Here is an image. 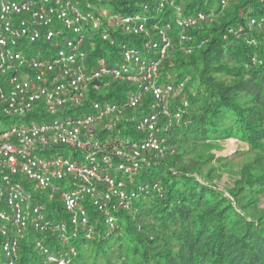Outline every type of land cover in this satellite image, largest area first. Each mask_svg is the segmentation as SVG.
<instances>
[{
	"label": "built area",
	"instance_id": "1",
	"mask_svg": "<svg viewBox=\"0 0 264 264\" xmlns=\"http://www.w3.org/2000/svg\"><path fill=\"white\" fill-rule=\"evenodd\" d=\"M101 1L0 0V119L20 120L0 129V264H34L30 261L38 251L35 264L73 263L77 251L72 241L80 231L92 237L89 209L108 228L114 226L115 213L129 209L146 189L134 186L135 176L156 155L168 154L161 132L187 106L184 101L171 112L187 79L159 82L161 64L172 52L170 26H154L152 38L147 25L160 21L155 14L172 9L179 44L188 53L193 38L186 31L212 14L183 15L173 0H137L136 11L115 14ZM226 1L219 0L220 5ZM248 26L264 28V15L251 18ZM237 30L229 33L238 35ZM117 34L144 40L130 45ZM90 35L118 48V64L87 63ZM116 82L130 87L123 102L88 99L90 89L104 91ZM139 108L126 118L121 114ZM125 128L138 138H123ZM63 148L72 154L45 156ZM48 189L49 200L38 196ZM43 200L53 202L51 217ZM60 208L65 219L53 215ZM52 237L55 249L47 243ZM25 240H31V249L30 260L23 263Z\"/></svg>",
	"mask_w": 264,
	"mask_h": 264
},
{
	"label": "trees",
	"instance_id": "2",
	"mask_svg": "<svg viewBox=\"0 0 264 264\" xmlns=\"http://www.w3.org/2000/svg\"><path fill=\"white\" fill-rule=\"evenodd\" d=\"M136 1L102 0L101 4L109 5L111 13L130 14L138 9ZM173 1L186 16L211 13L213 23L207 19L186 31L193 38L192 45H186L190 54L181 49L172 9H164L160 21L147 25L152 38L154 26H170L172 52L161 64L159 82L188 79L171 112L184 101L187 106L161 132L170 154L156 155L150 166L138 173L141 181L134 186L146 189L132 199L129 209L115 213L112 228L89 209L92 237L80 231L71 264H264V207L260 206L264 198V28L248 26L251 18L264 15V6L260 8V0H227L224 7L219 0ZM239 28L238 35L229 33ZM116 39L130 45L144 40L140 35L122 34ZM85 49L90 65L100 59L102 63L119 59L118 48L97 35H90ZM129 88L116 82L104 91L90 89L88 99L119 104ZM135 110L121 114L126 118ZM121 134L129 140L138 138L130 128ZM227 138L248 145L252 154L231 191L238 208L217 189L205 185L206 177L199 171L184 167L179 152L184 145L197 147ZM43 202L51 217L53 202ZM58 210L60 213L53 215L65 219L61 208ZM30 242L25 240L20 247L23 263L30 260ZM47 243L57 244L53 237L47 238Z\"/></svg>",
	"mask_w": 264,
	"mask_h": 264
},
{
	"label": "rangeland",
	"instance_id": "3",
	"mask_svg": "<svg viewBox=\"0 0 264 264\" xmlns=\"http://www.w3.org/2000/svg\"><path fill=\"white\" fill-rule=\"evenodd\" d=\"M261 1H258L260 4ZM264 6V2H261L260 8ZM259 8V9H260ZM156 18H160L159 14H155ZM216 19V18H215ZM214 20V18H213ZM215 22V21H214ZM209 23H213L212 19H209ZM50 47H39L40 51H49ZM191 50L188 52L190 54ZM101 62L103 61L100 59ZM118 58H112L110 61L118 64ZM188 82V79L185 81V84ZM139 110H135L134 114H138ZM40 121L41 119H36ZM20 120H15L12 118H6L5 120L0 119V129L5 130V128L18 124ZM248 145L234 138L223 139L218 142H210L201 144L197 147L191 145H184L183 148L179 150L182 153L181 162L184 167H186L191 172H198L199 175L204 178L205 185H210L213 188L217 189L219 193L224 194L227 198L231 200L233 206H237L238 203H235L231 191L235 190V186L238 181L241 179V173L249 165L252 154L249 153ZM65 154L70 156L72 151L66 148L63 149H54L46 153V157H54L55 155ZM170 154V153H168ZM169 156V155H168ZM209 173V174H208ZM208 174V175H206ZM135 181H141V178L138 175L135 176ZM56 186L64 189L67 185L61 182L55 181L53 183ZM40 198L48 199L51 195V191L43 190L38 192ZM56 194H53V199L55 200ZM260 206L264 207V198L260 200ZM74 245L78 244L77 240L72 241ZM52 249L56 248L55 244L49 245ZM35 259H32L30 263H37L38 259L41 258V253L38 251L34 254Z\"/></svg>",
	"mask_w": 264,
	"mask_h": 264
}]
</instances>
